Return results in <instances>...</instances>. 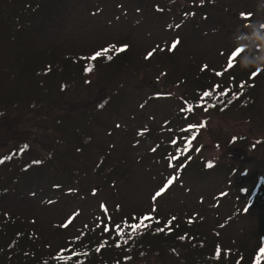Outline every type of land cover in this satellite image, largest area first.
Masks as SVG:
<instances>
[{
  "label": "rangeland",
  "instance_id": "rangeland-1",
  "mask_svg": "<svg viewBox=\"0 0 264 264\" xmlns=\"http://www.w3.org/2000/svg\"><path fill=\"white\" fill-rule=\"evenodd\" d=\"M48 1L25 20L31 51L46 52L19 79L17 95L28 104L0 115V157L14 156L0 165V188L8 184L0 191V219L28 226L52 253L87 240L88 232L115 236L104 231L110 220L158 216L203 228L225 256L247 264L251 231L264 228V199L251 202L250 190L264 177V79L253 80L248 63L264 60V0ZM113 45H128L126 61L103 62L102 50ZM238 46L245 54L231 59ZM98 52L90 73L73 63ZM204 83L211 103L187 111L193 84ZM221 93L227 101L216 106ZM35 98L40 104L31 105ZM54 106L58 114L50 118ZM68 143L88 146L71 155ZM50 148L56 156L41 160ZM106 244L105 264H116L115 255L117 264H184L167 246L123 261L115 241Z\"/></svg>",
  "mask_w": 264,
  "mask_h": 264
},
{
  "label": "trees",
  "instance_id": "trees-1",
  "mask_svg": "<svg viewBox=\"0 0 264 264\" xmlns=\"http://www.w3.org/2000/svg\"><path fill=\"white\" fill-rule=\"evenodd\" d=\"M7 1H11V4L8 7L5 6ZM47 1L48 0H0V78H6L8 80L7 84L6 82L3 83L0 80V115L9 111L20 112L21 107H25L28 104L27 100L29 101V99L22 98L20 95H17L21 86L18 84L19 79L25 74L32 73L33 71H31V67L34 66L33 64L40 58H46V52H41L36 55V53L31 51L30 45L32 42L29 41L30 30L25 28L29 22H25V20L36 9L40 10V7L43 8L45 5L48 7ZM198 11L199 8L197 9V12ZM68 14L69 12H67V15ZM246 48V46L244 48L242 46H238L237 50L240 51L239 55H244ZM29 53H33L32 56L35 55V57L33 59L31 58V60L28 58ZM126 53L127 50L119 54L104 52L102 60L104 63L111 62L112 60L119 62L121 60L122 63L127 60L126 57L128 56H126ZM123 55L125 57H122ZM109 56L112 58L108 59ZM250 57L254 56L250 55ZM248 59L249 64L253 61L255 65L254 68L252 67L250 69L251 78L253 79L259 75L260 80L264 79V70L259 69V67L264 66V60H261L262 58L258 56ZM89 61L90 62L80 65L78 58L76 56L73 58V63H77L79 69L80 67H84V70L86 71V69L91 67V71H93V61L90 58ZM49 70L52 72L53 68L49 67ZM91 71L87 72L90 73ZM253 73H257V75L253 77ZM199 75L200 72L198 76ZM8 83L11 85H8ZM206 86L208 85H205V83L203 87L199 84H193L194 88L192 90L191 98L188 100L185 99V105L187 108H194L193 103H202L204 105L211 103L213 96L203 97V93L205 91H209L206 89ZM254 96L255 93L251 92V94L249 93V96L246 97L247 100L252 101L250 104L253 103L252 99ZM224 100L226 102L227 98L222 97L220 94V100L219 98L216 99V106ZM36 102L40 104V98L33 99V103L31 105L36 104ZM31 109L32 108L28 106L26 112H29ZM52 109L55 110V114H52L50 118L57 116L58 112L56 111L59 110L56 109L55 106L52 107ZM100 121L102 120L100 119ZM84 141L87 142L86 139ZM21 144H24V142H20L15 146L21 147ZM68 144L70 145V143ZM86 146L88 145L82 144L75 146V148L77 147L76 150L81 148V153L85 150ZM73 148L74 147L72 145L67 146V151L70 152L69 154L74 152V154H72L75 155L76 153ZM54 156H56L55 151L53 148H50L45 152L42 151L40 159L46 161V159L49 160L50 157ZM13 159V155L9 156L8 153L4 154L0 157V160L3 161L0 165L7 160L12 162ZM78 159L79 156L76 160ZM201 164L203 165L204 163L201 162ZM10 166L12 167V164ZM100 169H103V167H100ZM79 170L74 173H77ZM56 185L57 184L54 186L55 188ZM5 186L7 187L8 184L3 183L0 191H2V188L4 189ZM250 190L252 194L251 202L263 200L264 177L262 181L254 183ZM144 216L145 214L135 216L134 219L128 221L120 219L110 220L108 228L110 227L114 232H116L115 236L108 238L106 237L108 234L105 235L100 233L99 238H94L93 236H89L90 234L88 232L87 240L82 241L81 238L75 239L71 243L63 244V246H60L52 253L44 251L43 246L38 243L37 236L30 230V228H28V226H25L21 222L12 223L14 221L6 218L8 222L12 223L7 225L8 222L5 223L2 219H0V264L104 263L105 258L103 257V250L101 251V249H103V246H108L106 243L111 244L114 241L115 244H117L116 247H118L119 250H122L120 254L123 257V261L144 260L147 255H150L157 250V252H161L163 246H167L168 250H171L172 256L183 261L184 264H196L197 261H200L203 264H236L233 259H229L228 256H225V252L222 251L221 246L217 243L219 239L216 237L214 238L213 234H204L205 230L203 228L195 229L194 225L191 226V224L186 226L171 220L172 222L169 225L168 222L170 220L160 221V217L152 216L151 220L144 222L148 225L147 227H142L136 232H133L129 225L139 223L140 218ZM117 225L120 226L119 229L116 227ZM157 229H164V231H157ZM120 231H122V235L118 234ZM111 232L112 231L109 230L107 233L112 234ZM251 234L253 242L251 243L252 245H250V251L247 250L249 253H246L245 255L247 264L251 260L250 264H264V256H262L260 252V250L264 248V228L252 230ZM196 239H198L199 243L201 242L200 247L196 245L197 243L192 241ZM203 240L205 242H203ZM160 246H162V249ZM97 249H99V251ZM218 250L220 252L219 256L217 255ZM227 259L228 261H226ZM111 261H114L116 264L122 262L120 257L117 255H115ZM242 262L243 261L239 264H242ZM108 264L110 263L108 262Z\"/></svg>",
  "mask_w": 264,
  "mask_h": 264
},
{
  "label": "snow or ice",
  "instance_id": "snow-or-ice-1",
  "mask_svg": "<svg viewBox=\"0 0 264 264\" xmlns=\"http://www.w3.org/2000/svg\"><path fill=\"white\" fill-rule=\"evenodd\" d=\"M242 15H244V14H242ZM169 27H171V26H169ZM177 27H179V25H177ZM179 44V41L178 40H176V41H173L172 42V44H171V46H170V48L168 49L169 51H172V50H174L175 48H176V46ZM127 48H128V45H122V46H119V47H116L115 45H113V46H111V48H106V49H103L102 51L103 52H105V53H107V52H109V51H111L112 49H115V52L116 53H122V52H124V51H126L127 50ZM101 53H96V55L95 56H93V57H90V59H95L96 58V56H99ZM153 55V53L152 52H149L148 53V57H146V58H149V57H151ZM239 55V50H237V51H235L233 54H232V58L231 59H235L237 56ZM112 57L111 56H109L108 57V59H111ZM231 59L229 60V67H232V62H231ZM205 68L207 67L206 65L204 66ZM86 71H91V67H89L88 69H86ZM217 75H222V73H217ZM253 75V77L255 76V75H257V73H253L252 74ZM241 87H243V85H241ZM226 93H221V95H225ZM212 95V92H210V91H205L204 93H203V97H209V96H211ZM202 97V98H203ZM187 111H191L192 109L191 108H188V109H186ZM197 128V130L199 129V128H203V127H205V124H203V123H201L200 125H198V126H193V125H190L189 126V130H191L192 128ZM196 139V137L195 136H192L189 140H188V142H187V145H186V150L187 149H189L190 147H191V143H192V141L193 140H195ZM25 147H27V146H25ZM153 151H155V149H153ZM9 159H10V157H9ZM3 161L2 160H0V163H2ZM34 163H40V161H34ZM207 167H209V168H211L212 167V164L211 163H209L208 165H207ZM175 179H176V177L175 176H173V177H171V178H169L168 180H167V182L164 184V186L159 190V191H157L156 193H155V195L153 196V200H155L156 198H158V197H160V196H162L171 186H172V184L174 183V181H175ZM101 208L105 211V213H107V208L102 204L101 205ZM155 210V209H154ZM152 219V217L150 216V215H145L144 217H141L140 218V222L139 223H136V224H131V225H129L130 227H131V229H132V231L133 232H136L138 229H140V228H142V227H147L148 225L147 224H145L144 222L145 221H149V220H151ZM172 219H175V217H173ZM71 221L69 220V223H70ZM171 220L168 222V224L170 225L171 224ZM64 227H66L67 226V224H65V225H63ZM118 229H119V225H117L116 226ZM110 229L107 227V226H105V228H104V231L105 232H107V231H109ZM157 231H164V229H157ZM118 234H120V235H122L123 233H122V231H120V232H118ZM119 246V245H118ZM98 251H99V249H97ZM260 252H261V255L262 256H264V248H262L261 250H260ZM217 255L219 256L220 255V252H219V250L217 251Z\"/></svg>",
  "mask_w": 264,
  "mask_h": 264
},
{
  "label": "clouds",
  "instance_id": "clouds-1",
  "mask_svg": "<svg viewBox=\"0 0 264 264\" xmlns=\"http://www.w3.org/2000/svg\"><path fill=\"white\" fill-rule=\"evenodd\" d=\"M259 69L264 70V66L259 67Z\"/></svg>",
  "mask_w": 264,
  "mask_h": 264
}]
</instances>
